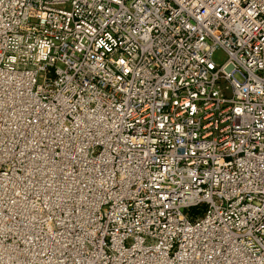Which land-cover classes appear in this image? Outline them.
Listing matches in <instances>:
<instances>
[{"label":"built area","instance_id":"obj_1","mask_svg":"<svg viewBox=\"0 0 264 264\" xmlns=\"http://www.w3.org/2000/svg\"><path fill=\"white\" fill-rule=\"evenodd\" d=\"M0 264H264V0H0Z\"/></svg>","mask_w":264,"mask_h":264},{"label":"rangeland","instance_id":"obj_2","mask_svg":"<svg viewBox=\"0 0 264 264\" xmlns=\"http://www.w3.org/2000/svg\"><path fill=\"white\" fill-rule=\"evenodd\" d=\"M227 55L224 50L220 49L218 50L214 55V62L217 66L221 67L227 62Z\"/></svg>","mask_w":264,"mask_h":264},{"label":"trees","instance_id":"obj_3","mask_svg":"<svg viewBox=\"0 0 264 264\" xmlns=\"http://www.w3.org/2000/svg\"><path fill=\"white\" fill-rule=\"evenodd\" d=\"M192 214H194V216L195 215H200V210L199 209H196V210H194V211H192Z\"/></svg>","mask_w":264,"mask_h":264}]
</instances>
